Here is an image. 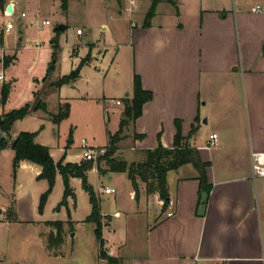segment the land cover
Masks as SVG:
<instances>
[{
	"label": "crops",
	"instance_id": "obj_1",
	"mask_svg": "<svg viewBox=\"0 0 264 264\" xmlns=\"http://www.w3.org/2000/svg\"><path fill=\"white\" fill-rule=\"evenodd\" d=\"M27 1L30 2L6 0V10L8 5H12L13 15L22 11L19 17L26 19L29 14L23 11V2L26 4ZM146 1H140L135 15L136 26H132L129 21L123 24V14H115L113 0H104V6L112 13L104 14L99 39L96 41L100 42L99 45L90 42L82 49L83 52L80 47L71 48L70 59L76 67L72 71L88 59L74 83L76 85L83 78L89 66L103 61L109 55H114V61L131 56V92H127V85L120 84L119 95L126 92L128 99H133L134 77L138 75L143 88L152 92L153 99L145 104L142 115L136 120L127 121L125 110L121 112L120 118L108 116V144L110 135L116 134L121 128L123 130L114 158L131 164L143 161L145 151L155 149L159 142L165 148H173L177 123H180L184 142L197 150L200 159L209 164L207 178L210 192L206 194L202 191L199 174L194 166L184 165L168 174L169 199L163 211L164 202L158 194L148 195L143 183L139 185V193L136 194L127 173H124L131 184V199L136 207L121 221L122 213L114 217L119 210L106 213L102 209V196L105 195L103 190L110 186H96L90 179L91 174H96L101 180L102 176L107 179L119 173L108 171L107 168L102 175L99 167L103 171L104 168L93 165L87 177L97 196L100 194L104 249L110 256L117 258L120 264H264V177H254L252 162V153H264V0H173L176 6L165 0L157 6L149 27L145 26V20L153 0L148 9L143 11ZM257 6L262 10L254 12ZM68 10L64 12L61 8L63 15ZM143 13L144 18L137 22ZM4 16L8 17L6 14ZM61 23L69 29L67 21ZM54 31L53 39L59 41L63 32L57 36L58 32L56 29ZM9 33L11 31L7 32L6 27L0 31V40L3 38L0 64L4 69L5 54L6 57L14 55V52L9 53L4 49L5 36ZM120 37L123 42L115 46ZM90 44H94V47H90ZM100 49H103L101 55L98 53ZM14 57L8 67L19 60L17 55ZM1 74L4 76L3 72ZM46 79L42 78L44 82ZM35 81L40 82L39 78ZM72 84L57 88L58 107L69 100L63 92ZM37 93L38 90L33 88L32 98L26 104L33 105ZM116 102L113 106H118ZM47 105L49 111L55 114ZM123 105L121 102L120 106ZM4 107L6 114L15 110L11 106V92ZM29 117L41 123L39 129L14 132L15 127ZM123 121H126L125 126H122ZM60 124H55L42 111H33L13 124L10 136L14 140L22 132H38L36 142L50 149L56 163L63 158L64 163L84 162L83 153L71 154L69 145L59 150L62 155L56 160L53 148L41 141L42 134L48 128L59 140L56 131ZM213 134L218 136L219 143L217 147L208 149ZM139 135L144 138H139ZM8 152L12 156V178L17 193L11 197L10 192L2 190L0 183V226L9 228L15 224L33 223L41 227L38 238L42 248L26 253L28 261L23 258L17 264H108L100 257L95 225L86 222L92 206L89 195L83 189L82 180L71 178L70 184L75 196L68 198L67 206L58 211L57 207L54 209L58 215L66 212V217L42 220L45 212L40 213L38 205L40 220H30L21 208L24 188L20 182L21 172L34 175L36 182L44 189L42 191H47L48 183L38 180L42 168L27 161L21 162L14 175L15 152L10 147L0 153V162ZM61 186L64 195L63 177L58 174L49 199L56 190L60 191ZM9 201L12 205L14 203V208L10 209L15 217L8 216V210H5L9 207ZM155 201L159 204L155 211L162 210L164 216L151 211V203ZM84 202H88L86 214L78 219L77 213ZM55 222L62 223L64 243L57 250H49L46 239L56 233V228L51 225ZM112 224L119 228V233L117 230H114V234L106 232ZM43 226L47 228L44 232ZM77 226L80 230H77ZM87 227L90 233L84 234L82 230ZM81 236V245L76 247V240L81 239ZM93 239L97 242L98 250L96 252V247H93L95 259L91 260L88 240L92 244ZM69 242L72 243L71 247L64 251L63 248Z\"/></svg>",
	"mask_w": 264,
	"mask_h": 264
},
{
	"label": "rangeland",
	"instance_id": "obj_2",
	"mask_svg": "<svg viewBox=\"0 0 264 264\" xmlns=\"http://www.w3.org/2000/svg\"><path fill=\"white\" fill-rule=\"evenodd\" d=\"M103 2L104 0H69V10L63 15L59 0H30L26 4L23 2V11L29 14L26 19L19 17L22 11L11 17L4 16L6 14V7L2 10L3 13L0 11V31L5 29L9 20L15 25V29L5 36L4 49L8 50L9 53L14 52V55L9 57L17 55L19 60L6 69L0 64V72H3L5 76V79L0 81V90L4 84H11L13 86L11 91L12 109H19L29 102L33 95L32 89L34 88L36 91L38 90L36 94L38 99L46 101L55 114L59 113V90L55 87L49 89V87L53 85V82H58L63 76L69 75L76 68L73 65V60L70 59L72 47H80L83 52L84 50L82 49L87 47L88 43L96 42L99 39L100 25L105 18L104 14L108 12L111 15L112 13L108 7L104 6ZM113 2L115 14H122V12L120 13V3L117 0H113ZM150 2L151 0L145 2L143 11L148 9ZM143 16L144 13L142 14V18H138L137 22L141 21L144 18ZM122 18L125 20L123 24H127V18L125 16ZM46 20H49L51 24L47 26L43 25V22ZM63 20L67 21L69 29L61 34L59 38L61 48L55 51L51 40L55 35L54 30L58 25L62 24L61 21ZM78 30L83 35H79L77 33ZM121 39L123 38L117 39L118 41L115 43V46L123 42ZM99 43L96 42L95 46L99 45ZM1 46L0 40V51L2 50ZM89 46L94 47V44H90ZM54 52H56L55 58ZM98 53L99 55L103 54V49L98 50ZM113 57L114 55H109L103 61H97L95 64L89 66L84 72L83 78L76 85L73 83L66 87L68 90H64V96L69 99L65 103L70 104V117L63 120L60 126L57 127L56 133L59 135V140L56 139L49 128L44 131L41 140L53 148L56 160H59L62 155L59 150L68 145L71 149V154H82L83 149L81 145L83 140L91 147L109 148L108 116L120 118L121 112L126 108L128 97L126 96V92L123 95H119L118 90L121 85H127V92H131L132 86L131 56L126 59H120V61H117V59L114 61ZM54 60H56V69L52 71L50 67ZM43 77H47L45 82L42 80ZM37 78L40 80L39 83L35 81ZM116 100H120L124 105L113 106ZM3 114H6L5 107H3ZM40 125V122L33 121V118L29 117L25 122L15 127L14 132L18 130L35 131L39 129ZM113 126L114 123L112 121L111 128ZM8 153V155L4 154L0 162V183L3 187L2 190L5 193L10 192V196L12 197L13 193L16 194L17 192L14 191L12 178V156L10 152ZM94 165H100L104 168L102 175L106 173L107 166L104 161L97 159ZM90 179L96 186L97 184L102 187L109 185L117 190V194L114 196L106 194L102 196L104 200L102 209L106 213H114L116 210H119L123 215L121 221L125 220L127 213H130V210L136 207V203L131 199V184L127 176L124 173H119L112 174L107 179L102 176L101 180H99L96 174H91ZM20 182L24 186L23 198H20H22L21 208L25 216L30 220L39 219L37 211L41 194L45 192L42 191L44 189H41V184L36 182L34 175L30 172H21ZM140 185L142 186V183ZM85 196L87 197V195ZM62 197L63 190L61 186L60 191L56 190L45 206L46 211H44L42 220H55L58 219V216L61 219L66 217V212L61 215L54 212ZM80 201L83 203L82 197H80ZM87 205L88 202H84L81 206L77 213L78 219L86 214ZM157 205H159L158 202H152L151 211H155ZM8 206L5 210H8L7 215L11 216L13 212L10 208L14 206V203L12 205L11 201H9ZM153 213H160V216H164L162 210ZM76 228L80 230L79 226ZM40 229V226L33 223L15 224L9 228H2L0 226V264L21 263V259L23 258L28 261L29 257L25 256L26 253L30 251L36 252L39 248H42L41 241L38 238ZM42 229L43 232L47 230L45 226ZM114 230H117V233H119V228H116V225L112 224L110 230L107 229L106 232L109 233L110 231L114 234ZM82 231L84 234L90 233L88 227ZM48 237L46 243L48 242ZM82 240V236L81 239L76 240V247L81 245ZM88 244V249L91 251L89 257L93 260L95 259L93 247H96L97 252V242L93 239L92 244H90L88 240ZM71 245L72 243L69 242L68 246L63 248L64 251L69 249ZM85 248L87 247L85 246ZM49 250H57V248L54 247Z\"/></svg>",
	"mask_w": 264,
	"mask_h": 264
},
{
	"label": "trees",
	"instance_id": "obj_3",
	"mask_svg": "<svg viewBox=\"0 0 264 264\" xmlns=\"http://www.w3.org/2000/svg\"><path fill=\"white\" fill-rule=\"evenodd\" d=\"M122 5V0H117ZM165 0H153L152 6L147 13L145 26L149 27L150 22L156 14L157 6ZM167 2L176 6L173 0H167ZM6 6V0H0V9L4 10ZM69 0H61V8L64 12L68 10ZM60 32L57 33V36ZM3 43V38H1ZM52 45L55 51L59 50V41L57 38L53 39ZM56 52H54L55 58ZM15 59V57H5L4 66L7 68ZM88 62V59L82 61L80 66L72 71L69 75L64 76L53 86L61 88L64 85L74 83L80 76L82 68ZM12 90L11 84H4L0 91L3 99V107L6 105L10 92ZM35 103L26 104L25 106L10 111L5 114L4 122L0 123L2 131L7 133V139L0 138V153L6 149L11 148L15 152L13 160V174L16 175L17 170L21 162L27 161L36 164L42 168L41 174L38 176V180H45L48 183L47 191L42 194L39 204V212L43 213L45 206L48 202L50 195L52 194L57 175L60 174L63 177L64 182V195L61 203L57 206L56 210L67 206L68 198L74 197V191L71 187V178H79L82 180L83 189L89 195L92 211L86 222L95 225V235L100 244V257L105 259L108 264H120V261L110 256L104 249L105 240L103 238V215L101 212V201L97 196L94 188L90 185L87 177V172L93 168V161H84L80 164L77 163H64V158L56 163L50 153V149L46 146L38 144L36 137L38 132H22L16 139L12 140L10 136V130L16 121L24 119L33 111H42L47 114L51 120L59 125L63 120L67 119L70 114V104L63 103L60 105L59 113L53 114L49 111L48 105L43 100L38 99L35 94ZM153 99L152 92L145 90L142 86L141 78L138 75L134 77V95L130 101L127 99L125 108V116L127 121L138 119L143 113V107L145 104ZM126 125V121L122 122V126ZM194 131V130H193ZM123 130L122 128L114 135H110V144L107 153L100 157V161H104L108 168V171L114 173H127L132 187L136 194L139 193V185L143 183L146 185V191L148 195L158 194L160 199L164 202L163 211L166 209L169 199L168 189V174L171 171H177L182 166L191 164L197 170L199 174V180L201 181L202 191L208 194L210 192V185L208 184L207 168L208 163L203 162L197 150L190 148L187 143L184 142L182 136L181 124L177 123V134L174 141L173 148H165L160 142L155 149L145 151V159L141 162H133L128 164L126 161H122L114 158L116 152V145L122 140ZM139 138L144 136L139 135ZM12 140V142H11ZM99 171L103 172L99 167ZM15 217V214L12 215ZM56 228V233H52L48 237L47 248L51 249L56 247L57 249L64 243V236L62 230V223H51Z\"/></svg>",
	"mask_w": 264,
	"mask_h": 264
},
{
	"label": "built area",
	"instance_id": "obj_4",
	"mask_svg": "<svg viewBox=\"0 0 264 264\" xmlns=\"http://www.w3.org/2000/svg\"><path fill=\"white\" fill-rule=\"evenodd\" d=\"M141 0H122V14L128 19V21L132 24V26H136L135 15L139 9ZM262 8L257 6L253 9L254 12L261 11ZM6 15L11 17L13 14H10L6 10ZM51 22L46 20L43 22V25H50ZM15 25L12 22H8L6 26V31L10 32L14 29ZM78 34H81V31H78ZM4 80V76L0 75V81ZM117 105H120L121 102L117 101ZM219 138L217 135L213 134L210 136V141L208 145V149L215 148L218 146ZM82 149H83V159L85 161H93L97 162V159L104 156L107 153V148H99V147H91L88 143L83 140L82 141ZM252 162H253V173L254 177H264V153L254 152L252 153ZM104 193L106 195L114 196L117 194V190L113 187H105ZM120 212H116L114 217H119ZM168 216H172L169 214Z\"/></svg>",
	"mask_w": 264,
	"mask_h": 264
},
{
	"label": "water",
	"instance_id": "obj_5",
	"mask_svg": "<svg viewBox=\"0 0 264 264\" xmlns=\"http://www.w3.org/2000/svg\"><path fill=\"white\" fill-rule=\"evenodd\" d=\"M7 11L10 14H14L13 6L12 5H8ZM66 30H67V26L64 25V24H60V25H58L56 27V31L57 32H64ZM55 62H56V60H54L53 64L50 67V70H52V71L56 69ZM2 108H3V99H2V96H1V93H0V123L4 122V120H5V116L3 114ZM0 138L1 139H7L8 138L7 137V133H5L4 131H2L1 128H0Z\"/></svg>",
	"mask_w": 264,
	"mask_h": 264
}]
</instances>
